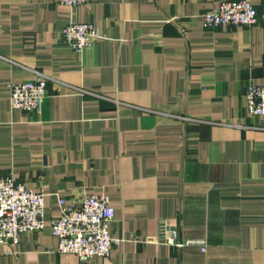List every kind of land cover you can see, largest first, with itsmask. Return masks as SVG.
<instances>
[{"label":"crops","instance_id":"0c3cea01","mask_svg":"<svg viewBox=\"0 0 264 264\" xmlns=\"http://www.w3.org/2000/svg\"><path fill=\"white\" fill-rule=\"evenodd\" d=\"M225 1L0 0V179L44 194L47 211L43 231L0 245V264H264V118L245 100L264 86V0L254 26L206 28ZM70 22L101 38L74 51ZM37 73L41 113L14 110L9 86ZM104 194L123 246L60 254L58 198ZM163 222L206 251L158 242Z\"/></svg>","mask_w":264,"mask_h":264},{"label":"built area","instance_id":"2783aa9c","mask_svg":"<svg viewBox=\"0 0 264 264\" xmlns=\"http://www.w3.org/2000/svg\"><path fill=\"white\" fill-rule=\"evenodd\" d=\"M93 0H58L69 7L81 6ZM206 28L224 26H254L258 13L251 0L222 2L216 11L202 15ZM65 42L76 52L95 45L101 38L98 28L92 23L70 22L63 30ZM48 77L37 73L34 81L12 83L9 86L11 105L14 110L25 113H41L48 95ZM246 108L253 117L264 118V86L249 85L245 93ZM62 215L52 220L51 231L58 239V252L74 255L81 262L93 257L107 258L116 248L123 246L124 238L114 237L110 226L115 210L107 195H89L80 200L58 198ZM45 195L29 191L14 176L0 179V245L17 246L20 236L28 232H40L46 226ZM158 242L175 248L191 245L206 251V243L178 241L177 228L163 222ZM12 254L15 251L10 250Z\"/></svg>","mask_w":264,"mask_h":264}]
</instances>
